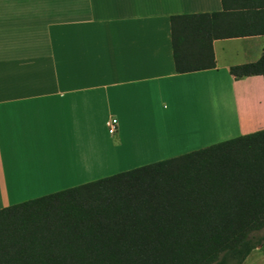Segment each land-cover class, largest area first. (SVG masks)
Instances as JSON below:
<instances>
[{"label": "crops", "instance_id": "1", "mask_svg": "<svg viewBox=\"0 0 264 264\" xmlns=\"http://www.w3.org/2000/svg\"><path fill=\"white\" fill-rule=\"evenodd\" d=\"M220 10V0H0V209L263 130V78L228 70L257 61L264 36L215 40L214 69L174 70L170 17ZM263 263L261 248L243 262Z\"/></svg>", "mask_w": 264, "mask_h": 264}, {"label": "trees", "instance_id": "2", "mask_svg": "<svg viewBox=\"0 0 264 264\" xmlns=\"http://www.w3.org/2000/svg\"><path fill=\"white\" fill-rule=\"evenodd\" d=\"M170 17L177 74L215 40L264 36V0ZM261 76L264 53L231 66ZM264 246V129L0 209V264H243Z\"/></svg>", "mask_w": 264, "mask_h": 264}, {"label": "bare ground", "instance_id": "3", "mask_svg": "<svg viewBox=\"0 0 264 264\" xmlns=\"http://www.w3.org/2000/svg\"><path fill=\"white\" fill-rule=\"evenodd\" d=\"M86 158H87V161H88V164L89 165H96L97 163H100V156H99V154H98V152L96 151V148L95 147H93V146H91L90 148H89V150H88V153H87V155H86ZM78 162H79V159H78ZM77 162V163H78ZM80 163H81V161H80ZM65 163H63V165H64ZM63 168H65V165L64 166H62ZM81 167V166H80ZM78 165H76V163H73L72 162V168H73V170L74 169H79L80 168ZM66 170H68V169H66ZM63 171H65L64 169H63ZM66 172V171H65ZM67 173H64V172H59V175H66Z\"/></svg>", "mask_w": 264, "mask_h": 264}, {"label": "rangeland", "instance_id": "4", "mask_svg": "<svg viewBox=\"0 0 264 264\" xmlns=\"http://www.w3.org/2000/svg\"><path fill=\"white\" fill-rule=\"evenodd\" d=\"M219 110H222L221 108H219ZM227 114H229L228 113V109L226 108V107H224V110L220 113V115H219V118L221 119V122L223 121V120H225L226 119V117H227ZM225 125H227V121H226V124ZM224 126V125H223ZM222 125H221V129H222V127H223ZM136 163H139V162H135V163H133L132 165H134V164H136ZM125 167H127V166H125ZM124 167V168H125ZM119 170H121L120 168H116V169H113V170H111L110 172H114V171H116L114 174H117V173H120V172H118ZM114 174H112V175H114ZM258 248H261L263 251H264V246H260V247H258ZM257 249V248H256ZM254 254H256L255 252H254ZM264 264V263H263Z\"/></svg>", "mask_w": 264, "mask_h": 264}, {"label": "built area", "instance_id": "5", "mask_svg": "<svg viewBox=\"0 0 264 264\" xmlns=\"http://www.w3.org/2000/svg\"><path fill=\"white\" fill-rule=\"evenodd\" d=\"M117 131V121L114 118H111L107 125V133L109 135H114Z\"/></svg>", "mask_w": 264, "mask_h": 264}]
</instances>
